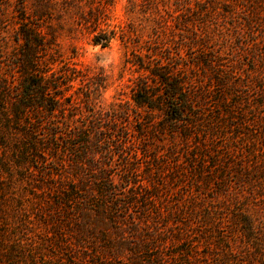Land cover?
<instances>
[{
	"label": "trees",
	"instance_id": "1",
	"mask_svg": "<svg viewBox=\"0 0 264 264\" xmlns=\"http://www.w3.org/2000/svg\"><path fill=\"white\" fill-rule=\"evenodd\" d=\"M36 1L0 51V264H264V0H140L107 110L50 69Z\"/></svg>",
	"mask_w": 264,
	"mask_h": 264
},
{
	"label": "rangeland",
	"instance_id": "2",
	"mask_svg": "<svg viewBox=\"0 0 264 264\" xmlns=\"http://www.w3.org/2000/svg\"><path fill=\"white\" fill-rule=\"evenodd\" d=\"M36 2L0 0L4 4L1 12L6 22V27L0 32V51L3 50L6 56L15 48L13 33L17 16L20 17L22 11L19 5L24 4V11L30 15L39 4ZM139 2L114 0L108 5L102 0H54L42 9L44 19L34 21L45 28L48 39L53 38V51H49L47 58L52 72H57L56 77L63 81L64 74L83 76L82 86L77 79L72 90L78 88V92L85 94L92 88L101 107L106 110L118 106L129 108L131 89L138 77L136 67L129 62H137L140 57L135 59L133 55L146 54V48H151L146 42L151 36L149 31L154 25L153 18L145 17L139 10ZM93 31L111 34L106 48L92 45ZM243 61L245 63L246 59Z\"/></svg>",
	"mask_w": 264,
	"mask_h": 264
}]
</instances>
